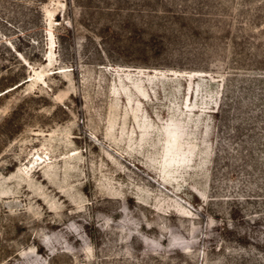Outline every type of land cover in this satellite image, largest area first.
<instances>
[{"label":"rangeland","instance_id":"1","mask_svg":"<svg viewBox=\"0 0 264 264\" xmlns=\"http://www.w3.org/2000/svg\"><path fill=\"white\" fill-rule=\"evenodd\" d=\"M0 264H264V0H0Z\"/></svg>","mask_w":264,"mask_h":264}]
</instances>
